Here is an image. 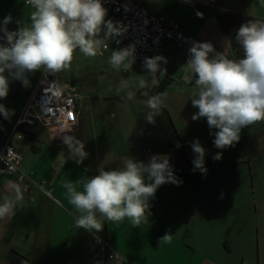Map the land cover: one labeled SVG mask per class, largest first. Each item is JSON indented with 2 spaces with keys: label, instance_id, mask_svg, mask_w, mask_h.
<instances>
[{
  "label": "crops",
  "instance_id": "0c3cea01",
  "mask_svg": "<svg viewBox=\"0 0 264 264\" xmlns=\"http://www.w3.org/2000/svg\"><path fill=\"white\" fill-rule=\"evenodd\" d=\"M123 1L147 14L162 15L168 21L178 23L180 29L192 39L185 51L175 48L170 42L163 44L160 55L166 58L167 63H161L164 71L156 74L155 85H152L151 76L138 75V81L143 78L148 82L150 94H166L164 112L162 110V114L160 111L154 124L146 122V111L144 114L130 113L139 134L134 133L133 136L120 113L112 111L107 126L124 127L125 130L118 137L114 132L107 134L108 140L103 142L108 154L106 158L101 155L103 145L97 140L96 131L95 138H83L81 132L86 124L82 111L78 116V129L73 133L61 134L38 127H24L36 133L38 152L31 149L24 136L21 139L13 137L12 144L21 154L23 170L32 175L41 189L31 187L23 193L12 177L0 169V204L6 198L14 204L12 211L0 218V264H92L96 257L92 235L98 233L75 226L79 213L69 203L65 184L72 183L77 190H83L82 183L98 174L100 167L105 170L118 169L123 167L127 158L147 163L150 154L169 155L174 174L182 181L179 185L166 183L158 188L155 197L150 200L151 215L156 211L163 213L171 210L177 216L184 213L185 219L191 218L194 224L206 225L213 213H217L215 219L220 214L221 223L214 242H211L209 235L197 238L194 227L186 225L179 240L188 243L193 253L198 250L203 255H178L172 258L174 264H264V120L243 128L241 138L234 146L217 149L206 119L192 120V115L198 111L191 104L197 91V76L187 64L189 49L194 42H210L216 52H223L232 58L229 41L223 35L214 11L220 9L264 20V0ZM33 11L21 0H0V26L6 16H11L12 22L7 28L15 31L19 25L30 24ZM195 11L202 12L203 16L196 17ZM139 67L142 65L135 66V72ZM38 73L28 74L27 86H22L18 80L11 81L8 96L0 99V104L9 110L7 119L0 114V142L11 133L33 90ZM161 82L163 86L156 89ZM137 94L143 95L142 92ZM167 101H170L171 107ZM156 118L161 126L156 124ZM176 136L181 149L176 148ZM196 139L206 149V176L198 169L193 170L195 154L191 143ZM77 141L85 145L88 153L80 164L75 162L78 157H74L72 151ZM220 151L223 153L222 159L214 160L213 156ZM60 160L66 162L61 164ZM17 194L19 200L16 199ZM171 195H183V202L193 197L188 205L167 204L166 200ZM185 219L176 223L148 218L138 228L124 220L117 226L135 229L136 232L141 226L154 225L157 229L164 228L174 233L173 228L183 225ZM114 225L104 221L103 238L111 249L118 255H125V258H121V262L106 260L104 264H173L172 261L147 263L138 259L136 255H144L150 246L143 240L138 242L125 238L120 241L111 238L108 228ZM99 236L102 237V234Z\"/></svg>",
  "mask_w": 264,
  "mask_h": 264
},
{
  "label": "clouds",
  "instance_id": "9594fccd",
  "mask_svg": "<svg viewBox=\"0 0 264 264\" xmlns=\"http://www.w3.org/2000/svg\"><path fill=\"white\" fill-rule=\"evenodd\" d=\"M34 11L30 24L9 31L12 22L6 16L0 26V99L9 94L10 82L18 80L22 86L29 84L28 74L45 70L59 72L67 68L74 52L79 49L85 56H94L103 44L104 38L122 35L126 29L111 20H106L107 9L102 0H26ZM19 23V22H18ZM243 49V58L229 59L223 52H216L210 42H194L189 49L187 64L197 76V91L191 104L198 109L192 120L206 119L213 144L224 150L240 140L243 128L264 120V22L248 21L240 25L235 35ZM131 57V62L128 58ZM135 60L134 47L116 49L109 59L117 71H128ZM167 63L162 55L146 57L143 68L152 77V85L157 83L156 74L163 72L161 63ZM136 87L145 89L148 82L141 78L133 85L129 80H121L117 91ZM146 107L149 109L145 120L155 123L161 108L165 106L166 94L149 95ZM128 100L135 98V92H126ZM0 114L5 119L9 110L0 104ZM72 148L77 164L87 158L85 145L76 142ZM179 147V143L176 145ZM195 159L194 171L200 170L206 176V149L198 139L191 143ZM222 151L217 152L214 160L222 159ZM59 159V157H58ZM66 161L60 160L63 164ZM179 180L167 156L154 155L145 163L127 158L123 167L105 170L100 167L98 174L82 183L83 190L72 184H65L69 203L79 213L75 226L89 232L99 233L104 221L114 223L127 219L133 227L146 223L150 213V200L158 188L166 183L179 185ZM20 199L19 194L16 197ZM14 204L7 198L0 204V218L8 215ZM170 242L169 233L159 238V244Z\"/></svg>",
  "mask_w": 264,
  "mask_h": 264
},
{
  "label": "built area",
  "instance_id": "2783aa9c",
  "mask_svg": "<svg viewBox=\"0 0 264 264\" xmlns=\"http://www.w3.org/2000/svg\"><path fill=\"white\" fill-rule=\"evenodd\" d=\"M21 1L27 7L32 8L26 0ZM102 4L107 9L105 19L117 23L118 26L123 25L126 31L114 38H104L101 33L100 38L103 44L98 50L99 53L107 50L110 44L115 50L133 46L134 62L143 65L146 57L161 54L165 42H170L175 48L185 51L192 41L180 29L178 23L168 21L162 15L147 14L123 0H102ZM194 15L203 16L200 11H195ZM185 59L187 60L188 57L185 56ZM128 60L131 61L132 58L129 57ZM80 99L81 96L73 85L55 78L43 69L37 74L33 90L11 133L0 142V169L12 177L23 193L31 187L41 189V186L33 180L30 173L23 170L21 154L12 144L13 137L21 139L23 136L21 129H26L24 127H38L61 134L77 131L78 116L81 113ZM154 155L157 154H150L148 161ZM161 156H167L171 164L169 155ZM92 241L96 247V257L92 264H104L106 260L122 261L110 248L105 238L93 234Z\"/></svg>",
  "mask_w": 264,
  "mask_h": 264
},
{
  "label": "rangeland",
  "instance_id": "374dc122",
  "mask_svg": "<svg viewBox=\"0 0 264 264\" xmlns=\"http://www.w3.org/2000/svg\"><path fill=\"white\" fill-rule=\"evenodd\" d=\"M114 50L115 48L110 44L109 48L107 50H103L101 53L97 51L94 56H85L79 51V49H77L73 54V58L69 66L59 72L53 73L56 77H59L63 81L73 85L78 90L81 96L80 102L82 117L84 118V122L86 124V127L83 129L81 134L82 136L84 135L83 138L88 136V138L91 139L92 137L95 138L94 131H96V138L99 143L103 145L101 147L103 150L105 146L103 142L108 140V133L114 132L116 137H118V135H123V131L125 130L124 127L119 128L116 126L113 128L107 126V119L108 116L110 117L111 112L115 110L120 113V117L126 121L128 131L132 132L133 136L134 133L138 136L139 134L136 131L137 126L131 120L129 114H144L145 111L148 113L149 109L145 104L147 97L144 95H138L137 93L147 91L149 95L159 94H150L149 87L148 89H138L136 87H132L118 92L117 89L121 80H129L133 85H135L138 83V75L148 76L149 74L143 66L139 67V69L136 70L137 72H135V66L138 65L135 62L133 63L132 68L128 71H124L123 69L117 71L114 69L109 63V59ZM126 62L131 61L128 60ZM162 86L163 82L158 83L156 89L161 88ZM128 90L134 91L135 95L137 94L133 100L127 99L126 92ZM167 102L169 107H171L170 101ZM161 113L163 114L162 108ZM138 117L141 119L140 116ZM156 119V124L161 126L158 118ZM101 155L105 158L108 157L107 150H104ZM84 166L87 167L86 162H84ZM86 180L87 179H85V181ZM192 197L193 196H190V198ZM190 198L189 201L183 202V195H171L170 198L166 200V203L173 205H188L191 204ZM199 206H202V204ZM216 214L217 213H213L212 219L208 222V224L204 225L203 223H192L191 218L185 219L186 215L184 213H182L181 216L180 214L177 216L171 210L163 213H161V211H156L149 216V219L153 221L160 220V222L172 220L176 223L178 220L185 219L184 224L177 228H173L174 233H170L168 229H157L154 225L147 227L141 226L139 229H136L135 232V229H124L122 227H118V223L112 222L115 225L113 228H108V235H110L111 238L119 239L120 241H123L125 238L129 241L134 239L138 242L142 240L145 241L147 245L150 246V250H148L144 255H136V257L147 263L163 260V262L166 263L168 261H172L174 264L172 258L177 257L178 255H203V253L198 250L193 253V250L190 248L188 243L181 242L179 240L178 237H180L183 234V231L186 230V225L190 228L194 227L193 229L196 230L195 232L197 238H203L204 236L209 235L211 242H214L216 238V230L219 228V224L221 223L219 220L220 214L217 216V219L214 218ZM227 219L228 221L231 220V218ZM125 220L128 222L127 219ZM109 222L110 221H108V224L111 225V222ZM166 232L170 235V242L159 244V238L164 236ZM99 234H102V237H104L103 230L100 231L98 235ZM114 253L118 255L116 251H114ZM118 256L120 258H125V255H122L121 253ZM127 256L129 257L130 255Z\"/></svg>",
  "mask_w": 264,
  "mask_h": 264
},
{
  "label": "trees",
  "instance_id": "16d2710c",
  "mask_svg": "<svg viewBox=\"0 0 264 264\" xmlns=\"http://www.w3.org/2000/svg\"><path fill=\"white\" fill-rule=\"evenodd\" d=\"M214 16L219 23V26L222 30L223 35L229 41L230 48L232 51V58L234 60H238V59L243 58V49L241 48V46L239 45V43L235 39L236 31L238 30L240 25L247 23L248 21L264 22V20L252 18V17L242 15V14L226 12V11H223L220 9H216L214 11ZM50 73L55 78L62 80L61 78L56 77L53 74V72H50ZM162 110L164 112V107H162ZM21 130H22L21 132H22L23 136L25 137V139H26L27 143L29 144V146L31 147V149L34 152H38L39 148L36 146V143L38 142L37 137H36L37 136L36 133L32 132L31 130H25V129H21ZM176 142L179 143V145H180L179 147L176 146V148L181 149L182 147H181V144H180L177 136H176Z\"/></svg>",
  "mask_w": 264,
  "mask_h": 264
}]
</instances>
